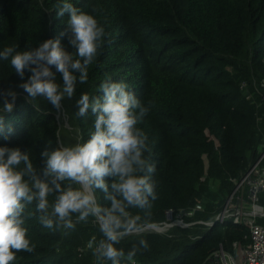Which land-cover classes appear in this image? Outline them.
<instances>
[{
  "label": "trees",
  "instance_id": "16d2710c",
  "mask_svg": "<svg viewBox=\"0 0 264 264\" xmlns=\"http://www.w3.org/2000/svg\"><path fill=\"white\" fill-rule=\"evenodd\" d=\"M58 3L0 0V50L13 44L21 49L36 46L59 36L67 15L57 18ZM73 3L88 12L93 6L101 9L99 18H107L110 39L89 66L87 82L77 83L75 94L62 100L59 110L42 98L30 102L16 87L20 78L9 61L0 60V90L13 87L18 93L13 112L2 114L13 131L7 138L0 135V145L30 149L38 170L43 168V150L69 145V140L82 142L93 130L90 110L76 115L79 96L99 95L107 76L123 79L143 104H150L141 127L152 148L158 198L151 216L141 222V234L126 236L118 245L127 252L143 238L148 249L122 264H217L209 256L220 246L235 254L233 243L248 242V227L232 218L211 227L172 226L165 232L145 226L162 222L166 209L178 213L196 204L201 208L184 221L212 218L233 193V180L255 162L264 168V0ZM61 43L71 51L66 37ZM56 78L62 83L59 73ZM97 196L106 203L99 190ZM258 203L264 205V193ZM38 215L27 222L34 251L17 253L14 264H96L89 242L100 233L93 219L66 233L45 228ZM256 222L264 226V216Z\"/></svg>",
  "mask_w": 264,
  "mask_h": 264
},
{
  "label": "clouds",
  "instance_id": "9594fccd",
  "mask_svg": "<svg viewBox=\"0 0 264 264\" xmlns=\"http://www.w3.org/2000/svg\"><path fill=\"white\" fill-rule=\"evenodd\" d=\"M100 12L95 6L88 12L73 0H59L57 18L67 15L59 36L36 46L21 49L13 44L0 50V60L9 61L20 78L16 87L30 102L42 98L59 110L62 100L75 94L77 83L87 82L89 66L110 39L107 18L101 20ZM61 37L67 38L71 51ZM99 92H84L76 101L77 116L89 110L94 115L88 139L43 150V168L38 170L30 149L0 145V264H14L17 253L34 251L27 222L35 213L45 228L66 233L93 219L100 233L89 242L96 264L132 262L141 249H148L143 238L127 252L118 245L126 236L141 234V222L151 216L152 202L158 198L152 148L141 127L150 104H143L125 80L111 76L99 85ZM17 98L13 87L0 90V135L5 138L13 129L2 114L13 112ZM29 206L34 212L26 213Z\"/></svg>",
  "mask_w": 264,
  "mask_h": 264
},
{
  "label": "built area",
  "instance_id": "2783aa9c",
  "mask_svg": "<svg viewBox=\"0 0 264 264\" xmlns=\"http://www.w3.org/2000/svg\"><path fill=\"white\" fill-rule=\"evenodd\" d=\"M257 164L258 162H255L237 182L233 180L235 182L233 193L226 200L223 209L212 218L190 222L183 220V217L192 216L199 210L201 208L199 204L178 213L169 208L164 211L162 222L151 223L148 228L156 232H165L172 226L187 227L201 224L211 227L216 221L221 223L227 218H232L234 223L248 227V242L245 245L234 242L233 255L220 246L210 254L209 259L216 261L217 264H264V226L256 222L258 217L264 216V205L258 203V196L264 193V168ZM234 194L235 197L232 199Z\"/></svg>",
  "mask_w": 264,
  "mask_h": 264
},
{
  "label": "rangeland",
  "instance_id": "374dc122",
  "mask_svg": "<svg viewBox=\"0 0 264 264\" xmlns=\"http://www.w3.org/2000/svg\"><path fill=\"white\" fill-rule=\"evenodd\" d=\"M65 99H66V98H65ZM61 114H62V110H61ZM64 124L67 125V122L65 121ZM69 127H70V126H69ZM71 137H72V136H69V138H71ZM68 140H69V139H68ZM70 144H72V142H70V140H69V145H70ZM234 188H235V187H234Z\"/></svg>",
  "mask_w": 264,
  "mask_h": 264
}]
</instances>
